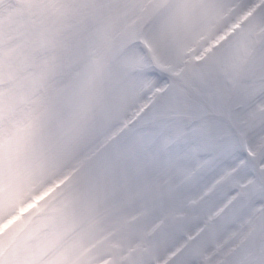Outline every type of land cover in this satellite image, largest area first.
<instances>
[{
  "label": "snow or ice",
  "instance_id": "obj_1",
  "mask_svg": "<svg viewBox=\"0 0 264 264\" xmlns=\"http://www.w3.org/2000/svg\"><path fill=\"white\" fill-rule=\"evenodd\" d=\"M0 264H264V0H0Z\"/></svg>",
  "mask_w": 264,
  "mask_h": 264
}]
</instances>
